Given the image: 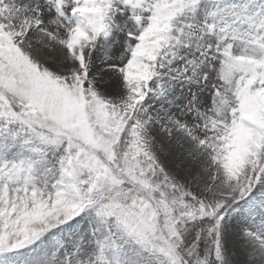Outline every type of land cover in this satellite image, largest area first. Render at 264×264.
<instances>
[{
  "label": "snow or ice",
  "instance_id": "snow-or-ice-1",
  "mask_svg": "<svg viewBox=\"0 0 264 264\" xmlns=\"http://www.w3.org/2000/svg\"><path fill=\"white\" fill-rule=\"evenodd\" d=\"M0 264H264V0H0Z\"/></svg>",
  "mask_w": 264,
  "mask_h": 264
}]
</instances>
